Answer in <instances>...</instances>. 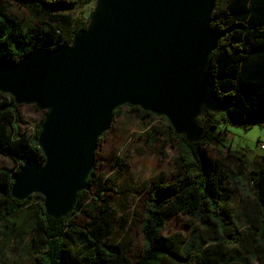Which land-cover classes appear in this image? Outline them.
<instances>
[{
  "label": "trees",
  "instance_id": "16d2710c",
  "mask_svg": "<svg viewBox=\"0 0 264 264\" xmlns=\"http://www.w3.org/2000/svg\"><path fill=\"white\" fill-rule=\"evenodd\" d=\"M223 1L217 0L212 15L211 28L220 39L207 74L225 104L227 119L216 122L207 116L203 123L207 139L199 143H188L169 126L170 141L181 138L177 173L171 182L164 176L156 178L144 201L143 251L134 264H253L250 258L263 263L264 168L253 171L257 203L255 211L247 213L252 226L243 232L232 208L229 170L211 158L205 146L223 145L226 140L219 129L223 122L264 128V0H228L222 9ZM92 2L96 0H0V63H14L37 49L71 45L75 34L88 27L71 13ZM14 3L26 10L27 19L11 13ZM19 107L12 96L0 92V157L19 164L14 173L0 170V234L22 247L15 264H131V246L115 238L119 213L100 193L94 204L88 203L94 172L66 218L47 216L44 201L34 202L32 196L25 201L13 199L14 177L24 163L31 157L45 161L38 144L45 117L30 132L24 128ZM230 157L243 170L249 169L246 154L231 151ZM84 209L90 219L86 232L72 224ZM177 216L196 224L190 239L180 233L163 235Z\"/></svg>",
  "mask_w": 264,
  "mask_h": 264
},
{
  "label": "water",
  "instance_id": "95a60500",
  "mask_svg": "<svg viewBox=\"0 0 264 264\" xmlns=\"http://www.w3.org/2000/svg\"><path fill=\"white\" fill-rule=\"evenodd\" d=\"M217 0H96L86 30L69 46L0 63V92L46 112L38 138L44 163L29 158L13 199L43 198L47 216L71 214L87 189L100 139L122 107L165 117L188 143L207 139L198 118L225 104L207 68L220 36Z\"/></svg>",
  "mask_w": 264,
  "mask_h": 264
},
{
  "label": "rangeland",
  "instance_id": "374dc122",
  "mask_svg": "<svg viewBox=\"0 0 264 264\" xmlns=\"http://www.w3.org/2000/svg\"><path fill=\"white\" fill-rule=\"evenodd\" d=\"M78 1V0H71ZM228 0L221 3L225 9ZM96 8L92 2L81 10L72 12L76 19H83L89 25L91 13ZM11 13L22 19L29 17L26 10L20 5L13 4ZM19 61V60H18ZM16 61V62H18ZM19 112L24 128L34 132L37 125L46 116V112L37 110L34 105L20 106ZM139 108L125 106L115 112L114 121L108 133L99 141L95 155L94 184L90 188L89 204L101 194L102 200L108 201L121 217L115 238L125 242L126 247L131 246L128 258L134 264L143 251V238L140 231L144 201L153 188L156 178L164 176L168 182L174 180L177 173L175 159L179 157V142L181 138L171 141L170 123L165 117L144 115ZM209 116L213 121L227 119L224 112L207 115L202 114L198 123L202 127L204 120ZM200 121L202 123H200ZM222 123V122H221ZM225 142L205 146L209 156L219 161L230 173L228 186L231 189L232 208L236 216L237 225L244 232L252 226L247 220V213L255 211L256 198L254 183L251 181L253 171L264 168V128L259 125H237L223 122L220 128ZM174 131V130H173ZM216 132L219 130L215 129ZM183 137V136H181ZM231 151L237 154H246L250 163L247 170H243L239 162L230 157ZM44 163L41 159H38ZM6 168L14 173L19 164L7 157H0V170ZM34 202H42V197L33 195ZM84 209L72 218V224L80 231L86 232L90 221ZM196 224L182 216L170 220L164 231V236L180 233L190 239ZM264 244V240H261ZM21 246L14 241L9 242L4 234H0V264H15L21 254ZM242 251V248L239 249ZM253 264H264L258 259L250 258Z\"/></svg>",
  "mask_w": 264,
  "mask_h": 264
},
{
  "label": "built area",
  "instance_id": "2783aa9c",
  "mask_svg": "<svg viewBox=\"0 0 264 264\" xmlns=\"http://www.w3.org/2000/svg\"><path fill=\"white\" fill-rule=\"evenodd\" d=\"M263 147V149H264V146H262Z\"/></svg>",
  "mask_w": 264,
  "mask_h": 264
}]
</instances>
